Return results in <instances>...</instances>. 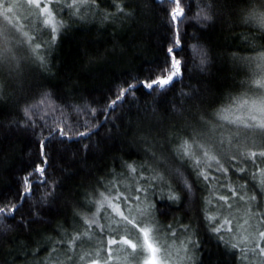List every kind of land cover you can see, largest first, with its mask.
I'll list each match as a JSON object with an SVG mask.
<instances>
[{
  "label": "snow or ice",
  "instance_id": "snow-or-ice-1",
  "mask_svg": "<svg viewBox=\"0 0 264 264\" xmlns=\"http://www.w3.org/2000/svg\"><path fill=\"white\" fill-rule=\"evenodd\" d=\"M102 2L104 0H25L30 14L50 31L49 41L35 43V38L23 31V26L18 22L13 24L21 4L17 0H0V16L6 22L0 25V69L7 72L0 79V115L5 114V107L9 108V114L12 107L22 113V119L11 120L7 127L24 137L25 147L30 149L22 166L10 169L12 181L0 187V237L14 229L30 233L36 224L51 226L64 211L60 202L69 203L63 192L64 181L75 175L68 171L77 162L75 158L82 152L86 159L110 144L119 143L128 145L130 156L143 152L144 162L122 161L119 166L123 172L108 173L113 179H97L92 193H84L86 198L89 195L94 198L75 202L77 207L90 205L95 211L90 209L85 213L73 209V219L78 220L79 225L73 223L72 231L58 225L53 229L58 239L47 237L43 247L25 253L33 256L41 251L48 253L35 264H204L201 227L223 248L224 255L233 257L238 264H264V207L261 206L264 204V142L257 143L253 139L252 147L259 150H250L246 135L259 133L264 140V50L256 56H233L250 70L248 91L238 96L229 95L223 107L215 106L220 98L205 97L204 93L212 92L210 83L198 81L200 87L183 85L177 94L176 85L186 76L193 78L189 74V47L198 53V63L193 66L198 67L201 74L212 63L209 50L189 46L187 32L181 28L186 19V6L191 10L190 0H154L167 16L169 35L162 43V56L136 73H114L106 89L81 96L80 103L70 102L74 94L42 93L45 99L41 103L47 104L51 113L59 112L51 123L47 112L39 120L34 118L37 105L21 104L27 101L33 88L45 87L26 78V65L32 63L41 70L49 69L52 47L72 27L58 17L66 13L68 20L84 23L88 17L100 16L103 22H108L119 16H134V12L125 11L123 2L112 0L113 12L102 10ZM197 6L200 10L194 19L200 23L202 32L222 15V9H227L238 16L241 23L254 24L264 33V0H229L222 9L218 8L216 0H204L202 6ZM13 28L20 33L19 38L14 36ZM257 39L264 40V35ZM24 46L26 56L14 54ZM40 52L44 55L38 54ZM184 87L191 91L185 92ZM9 88L12 91H8ZM53 95L60 103L53 101ZM148 97L151 99H146ZM185 98L207 106L200 110L199 119H196L198 114L194 115L196 123L189 126L191 131L185 129L183 134L165 136L162 142L140 134L143 130L139 123L128 119L135 111L137 116L159 123L165 113L180 112ZM205 116L210 119H204ZM231 127L236 131L226 135L225 129ZM73 144L75 151L71 148ZM241 146L245 150H241ZM0 152H3L2 147ZM241 161H250L255 171L249 174ZM230 169L250 175L239 189L251 183V195L247 192L241 195L230 181L226 183L221 179L228 177ZM57 172L60 175H56ZM123 177L129 178L131 183H124ZM199 191L208 193L202 200L199 221L163 222L176 208L185 203L195 204ZM220 192L224 194L218 195ZM36 193H40L38 198ZM237 201L246 207L236 208ZM234 208L241 214L237 215ZM95 230L103 239L97 241L94 249L84 251L83 245L93 241Z\"/></svg>",
  "mask_w": 264,
  "mask_h": 264
},
{
  "label": "trees",
  "instance_id": "trees-1",
  "mask_svg": "<svg viewBox=\"0 0 264 264\" xmlns=\"http://www.w3.org/2000/svg\"><path fill=\"white\" fill-rule=\"evenodd\" d=\"M12 0H9L11 2ZM25 1V0H24ZM70 2V0H67ZM117 3H125V11L134 12L132 18L119 16L108 22H103L100 16L95 18L88 17L84 23H75L68 20L65 13L64 16L58 17L67 23H71L72 27L67 29L58 39L56 45L52 47L49 56L51 67L47 70H41L37 65L29 63L25 67L26 78L35 85L44 84V88H33L28 95L27 101H21V104L37 105L34 109V118L39 120L40 116L48 113L49 123L53 116H59V112L51 113L47 104L41 103L45 98L42 93L57 91L65 94H74L72 103H80V97L86 96L89 92L98 94L100 90L106 89L111 83L114 73L132 72L136 73L142 66H146L148 62H152L162 56V43L169 33L167 32V16L161 11V5L154 0H115ZM204 0H190L191 10L186 6V19L181 25L183 31L187 32V43L189 46H203L209 50L212 63L205 68L201 74L198 67H194V63H198V53L192 47L187 50L189 58V74L192 79L187 76L182 83L176 85V92L179 93L183 85L192 84L200 87L198 83H210L212 92L204 93L209 100L220 98L216 103V107H223L227 102L229 95L238 96L248 91L247 81L250 79V70L246 64L241 63L233 58L236 56H256L260 51L264 50V40L257 37L264 35L258 30L254 24H243L236 15H232L229 10L222 9L224 3L229 0H216L218 8L222 9V15L218 16L211 27H207L206 31H201L200 23L194 19L200 10L198 4L202 6ZM112 0H104L100 7L104 11L113 12L114 8L110 7ZM21 13L16 10L17 22L23 26V31L28 32L30 36L35 38V43L50 40V31L45 28L42 23L30 14V9L26 6L20 7ZM11 27V26H10ZM20 36V33H19ZM255 46V47H254ZM115 49V51H114ZM17 56H26V46L14 52ZM44 55L43 52L38 53ZM181 55H184L183 53ZM7 72L0 69V79H3ZM185 92L191 89L184 87ZM8 91H12L11 88ZM251 95V93H249ZM55 101V96L52 97ZM146 99H151L150 97ZM55 103H60L55 101ZM180 100H176L179 105ZM184 108L180 112L169 111L163 116V120L159 123L155 120H145L137 116L135 111L129 114L128 119L139 123L143 130L140 134L147 135L150 140L163 141L165 136H172L177 132L183 134L184 130L191 131L190 125L196 123V119L202 115L200 110L207 105L200 104L199 101L193 102L184 99ZM211 111V110H210ZM4 115H0V187L8 185L12 179L11 170H15L22 166V162L28 158L29 148L25 147V138L16 135L13 130L7 127L11 120L22 119V113L17 111L15 107L4 108ZM198 114V115H196ZM196 115V119H194ZM208 120L210 117L205 116ZM215 123V121H213ZM151 129L149 132L148 130ZM234 128H226L225 134L233 131ZM260 134L253 133L251 140H257V143L264 142L259 137ZM95 139V137L93 138ZM87 142V141H85ZM75 151L76 145H71ZM247 148L253 151L259 149L253 148L250 141L247 142ZM241 150H245L241 147ZM128 145L119 143L110 144L103 151H97L90 154L86 159L84 153L77 156L76 163L68 168L69 172L75 175L67 178L64 196L68 200L65 205L61 201L64 211L56 216L51 226L47 224L33 225L30 233L23 230L14 229L13 231L0 237V264H35L38 260H43L48 253L41 251L38 256L25 255L38 247L44 246V240L47 237H56L57 232L53 231L58 225H63L68 231H72L71 225L78 220L73 219V209L80 212L95 211L94 207L86 205L83 208L76 206V201L85 202L86 199H92L93 196L85 197L84 193H92L93 186H96L97 179H113L108 173L115 171L121 173L124 170L119 166L122 161L128 163H143L144 154L128 155ZM69 162H71V153H69ZM259 164V161H257ZM226 166V165H225ZM249 173L254 172L251 162L244 163L241 161ZM56 175H60L59 172ZM222 180L226 179L223 176ZM250 179V175H243L233 172L230 169L229 177L226 181H230L234 188L239 190V186ZM124 183H131L127 177L122 178ZM103 191V189H100ZM123 192V187L120 189ZM240 192L252 194L251 183ZM40 193H36L37 198ZM115 195V193H113ZM208 193L199 191L196 193L195 204L189 206L187 203L176 208L169 213L167 219H163L164 223L174 222L175 224L188 223L190 220L197 222L201 219L200 208L203 206L202 200ZM262 204L261 206H263ZM64 213H67L65 215ZM68 223H65V221ZM200 238L204 242L203 252L204 264H238V262L230 256L224 255V250L217 245L214 239L201 227ZM39 242V243H37ZM27 248H22V245Z\"/></svg>",
  "mask_w": 264,
  "mask_h": 264
},
{
  "label": "rangeland",
  "instance_id": "rangeland-1",
  "mask_svg": "<svg viewBox=\"0 0 264 264\" xmlns=\"http://www.w3.org/2000/svg\"><path fill=\"white\" fill-rule=\"evenodd\" d=\"M12 2V1H11ZM17 2H19L20 4H21V7L23 8L24 6H25V1L24 0H17ZM18 11L21 13V11L18 9ZM17 16V15H16ZM6 22L3 20V17L2 16H0V25H4ZM13 34H14V36H16L17 38H19V32L18 31H16V29L15 28H13ZM237 115H240V113H237ZM234 128V130L232 131V132H235L236 131V129H235V127H233ZM259 134V133H258ZM243 135H245L244 133H242V136ZM246 135L249 137V139L247 140V142L248 141H250L251 143H252V141L253 140H251V138H252V135H253V133H246ZM259 137H261L260 135H259ZM256 142H257V140H255ZM242 145H243V141H242ZM241 147H243V146H241ZM226 167H227V165H226ZM229 173H230V170H229ZM250 174V173H249ZM228 177H229V175H228ZM227 179V178H226ZM226 179H224L225 181H226ZM227 182H228V180H227ZM226 182V183H227ZM239 190H242V191H245V190H243V189H239ZM124 191V190H123ZM219 194H224L223 192H220V193H218V195ZM240 194L241 195H243L244 194V192H240ZM248 194V193H247ZM249 195V194H248ZM216 203V201H215V199H213V204H215ZM236 203V208H239V209H243L244 207H246V205H244L242 202H235ZM264 206V205H263ZM236 208H234L233 209V211L234 212H236ZM103 211V210H102ZM236 214L237 215H240L241 213H239V212H236ZM101 223H105V221L104 220H101ZM101 239H103V237H101L100 235H99V231L98 230H95V234H94V239H93V241L91 242V243H86V244H84L83 245V250L84 251H88L89 249H94L95 247H96V244H97V241L98 240H101Z\"/></svg>",
  "mask_w": 264,
  "mask_h": 264
}]
</instances>
